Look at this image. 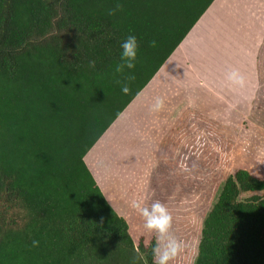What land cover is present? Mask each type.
<instances>
[{
    "label": "trees",
    "instance_id": "16d2710c",
    "mask_svg": "<svg viewBox=\"0 0 264 264\" xmlns=\"http://www.w3.org/2000/svg\"><path fill=\"white\" fill-rule=\"evenodd\" d=\"M212 1L0 0V264H155L156 241L134 243L83 157ZM130 34L125 95L114 68ZM261 191L244 168L226 177L193 264H264Z\"/></svg>",
    "mask_w": 264,
    "mask_h": 264
},
{
    "label": "rangeland",
    "instance_id": "374dc122",
    "mask_svg": "<svg viewBox=\"0 0 264 264\" xmlns=\"http://www.w3.org/2000/svg\"><path fill=\"white\" fill-rule=\"evenodd\" d=\"M227 63L229 70L236 68L245 75L246 88H230L225 74L202 75L200 87L205 90L190 86L173 93L169 102L165 100L164 110L157 115L171 111L172 120L157 129L148 126V151L134 149L139 153L125 157L127 161L107 151L95 157L97 173L115 200L112 207L126 219L135 244L141 237L144 243L156 241L157 234L143 227L131 201L151 204L159 200L167 206L173 217L172 233L185 245L171 264H193L203 220L228 175L244 168L264 178V58ZM172 76L180 78L179 74ZM217 84L224 86L218 90ZM154 138L161 146L151 144ZM249 195L242 193L240 198Z\"/></svg>",
    "mask_w": 264,
    "mask_h": 264
},
{
    "label": "crops",
    "instance_id": "0c3cea01",
    "mask_svg": "<svg viewBox=\"0 0 264 264\" xmlns=\"http://www.w3.org/2000/svg\"><path fill=\"white\" fill-rule=\"evenodd\" d=\"M190 34V39L185 41ZM263 55L264 0H213L150 81L83 157L111 206L115 205V200L97 173L95 157H98L99 153L102 156L106 155L107 151V154L118 156L117 160L127 161L125 157L135 154L137 156V153L144 149L149 150L151 145L146 144L150 132L148 129H157L167 120L169 123L172 120L171 111L163 117L149 111L155 97L160 96L169 102L173 93L184 92L190 86L192 89L203 91L206 88L200 87V76L225 74L231 65L227 61L243 63L262 59ZM243 65H246V62ZM176 74L180 75V78L177 77L179 80L172 78V75ZM193 84L197 88H194ZM211 85L215 87L216 83ZM221 86L224 85L221 84L217 89L221 90ZM151 144L161 146V143L157 144L155 138ZM134 149L139 152H134ZM120 164L129 165L126 162ZM108 170L111 171L109 166Z\"/></svg>",
    "mask_w": 264,
    "mask_h": 264
},
{
    "label": "clouds",
    "instance_id": "9594fccd",
    "mask_svg": "<svg viewBox=\"0 0 264 264\" xmlns=\"http://www.w3.org/2000/svg\"><path fill=\"white\" fill-rule=\"evenodd\" d=\"M123 6L117 3L112 9L108 10V15H116L118 11H122ZM149 46L156 47V41L149 42ZM139 52V45L135 35H128L121 43V53L119 62L116 63L114 71L116 74H127L123 80H118L121 85V91L127 95L130 89V83L135 80L132 70L135 68ZM90 67H95V61H89ZM225 80L228 86L234 90H242L247 86L245 75L236 68H232L225 73ZM165 108V101L162 97L157 96L149 106L151 113H159ZM130 207L137 211L142 217L143 227L149 233H156L157 240L152 247V254L155 258V264H171L173 260L184 250V242L178 240L172 233L173 217L167 206L159 200L146 204L140 200H132ZM103 218H101V224ZM33 246H38L39 241L34 240Z\"/></svg>",
    "mask_w": 264,
    "mask_h": 264
}]
</instances>
